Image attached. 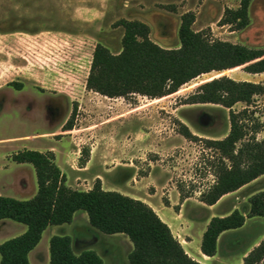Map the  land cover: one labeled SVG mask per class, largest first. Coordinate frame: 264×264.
I'll list each match as a JSON object with an SVG mask.
<instances>
[{
	"label": "rangeland",
	"instance_id": "1",
	"mask_svg": "<svg viewBox=\"0 0 264 264\" xmlns=\"http://www.w3.org/2000/svg\"><path fill=\"white\" fill-rule=\"evenodd\" d=\"M240 4L241 0H0V193L18 199L33 197L38 189L35 168L30 163L20 165L13 155L26 148L53 147L59 163L74 169L93 153L102 158L103 167L116 166L103 174L108 186L116 185L142 197L155 193L154 185H160L153 197L157 206L174 194V201L179 202L176 191L192 195L184 210L193 219L190 232L194 248L202 224L212 212L226 216L235 205L247 214L248 196L264 185V179L226 197L214 210L200 202V193L216 180L218 163L217 151L208 148L205 139L228 134L230 109L215 103H188V98L200 84L219 76L264 83V73H248L244 66L213 71L163 98L142 94L110 98L86 86L97 43L113 53L122 49V19L147 23L154 42L175 48L181 44L182 15L191 11L196 16V31H206L214 39L264 48V0L251 1L247 27L222 23L225 10ZM246 107L238 102L233 110ZM249 108L252 112L246 122L254 118L264 121V94L257 95ZM69 120L73 127L66 129ZM181 122L199 139L185 138L180 133ZM257 137L264 138V132ZM94 169L95 173L78 179L75 187L91 189L97 179L92 184L90 180L103 168L97 165ZM145 175L149 176L146 181L132 180L133 176L139 180ZM167 214L176 219L174 212ZM174 226L180 233L181 229ZM26 229L23 223L0 219V244ZM52 231L71 236L76 253L94 249L105 264H130V247L124 237L100 233L83 210L76 212L71 223L44 231L39 250L48 248ZM263 233L264 216L249 217L242 227L228 231L219 251L221 263L217 264L240 260ZM40 262L47 264L43 258Z\"/></svg>",
	"mask_w": 264,
	"mask_h": 264
},
{
	"label": "trees",
	"instance_id": "2",
	"mask_svg": "<svg viewBox=\"0 0 264 264\" xmlns=\"http://www.w3.org/2000/svg\"><path fill=\"white\" fill-rule=\"evenodd\" d=\"M251 1L241 0L238 8H227L222 23L247 27ZM195 18L191 11L182 15L181 44L175 48L154 42L147 23L120 20L119 24L124 27L122 49L113 53L104 44L97 43L87 88L110 98H127L133 94L163 98L178 93L186 83L213 71L244 66L248 73H264V48L214 39L208 32L193 28ZM263 94L264 83L223 75L200 84L188 98V103H215L230 109L228 134L220 139H205L207 147L218 154L216 180L208 190L200 193L199 200L205 204L217 203L225 194L264 174V138L257 137L264 132V121L254 118L253 122H246L255 97ZM238 102H244L247 107L233 110ZM72 127L73 122L69 120L66 129ZM180 133L189 140L199 139L183 122ZM13 160L34 166L38 190L30 199L0 193V219H12L27 226L24 233L0 244L1 264H32L29 253L41 241L47 227L71 223L80 210L88 214L90 224L97 230L128 235L133 243L128 256L130 264H206L186 252L170 226L147 202L120 191L104 189L100 178L89 190L67 185V177L56 163L53 150L42 152L26 148L15 153ZM81 163H85L84 160ZM191 196L180 190L181 201ZM249 203L247 214L234 209L226 216L210 219L201 243L204 254L217 253L218 238L224 231L242 227L249 217L264 216V190L253 194ZM263 261L264 238L243 258L244 264ZM48 264H104V260L94 249L76 253L71 236L54 235L50 239Z\"/></svg>",
	"mask_w": 264,
	"mask_h": 264
},
{
	"label": "crops",
	"instance_id": "3",
	"mask_svg": "<svg viewBox=\"0 0 264 264\" xmlns=\"http://www.w3.org/2000/svg\"><path fill=\"white\" fill-rule=\"evenodd\" d=\"M68 40V39H66ZM63 45V44H61ZM92 62V61H90ZM53 147H50V148H46V149H43L41 147H36V150H39V151H44V150H52ZM55 153V152H54ZM56 163L58 164V166L60 167L61 171L63 174L66 175L67 177V180H66V184L71 186L72 188L74 189H79V190H85V189H80V188H76L75 187V183L77 184V180L78 179H84V177L87 175V174H93L95 173L97 170H95L94 168L97 167V165H99V168L102 167V173L101 174H97L95 177L97 178H93L90 180V183L92 184V181L94 179H98L100 178L101 181H103V188L106 189V190H116V191H122L124 192V194H127V195H130L131 197H134V198H138V199H141L145 202H147L149 205H151L154 210L159 214V216L170 226L172 232L174 233V235L179 239V241L182 243L184 249L186 250V252L194 259L198 260V261H201V262H204L206 264H217V263H221L219 260H221V255L219 254V251H220V247H221V244L222 242L224 241V238L225 236L228 234V231L230 230H226L224 231L223 233L220 234L219 238H218V246H217V253L213 256H209V255H206L204 254L202 251H201V243H202V238H203V234H204V231L206 230L207 226H208V223L210 221V219L213 217V216H217L214 212H212L206 219H205V222L202 224V227H201V231H200V239L198 241V244L196 245V247L194 248L193 247V244H194V238L190 232L192 226H193V219H190L186 216L185 214V210H184V203L186 202V200L188 199H185L183 201H181L180 199V193L178 191L177 192V197H179V202L177 201H174V196L175 194L171 197V198H168V203L164 205L162 204L161 206H157L154 202H153V197L155 195L158 194L159 192V186H156L154 185L155 187V193H149V195H145V196H137L133 193H130L128 191H125V190H121L120 187H114L116 185H113V186H108L106 184V181L104 180V177H103V174H108L112 171V169H114L116 166L112 167V168H107V167H103V161H102V158L100 156H96L94 153L91 155V158H89L85 163H81L79 165H77V168L74 169V168H71L67 163H63V164H60L59 163V156H57L56 158ZM96 163V164H95ZM20 165H25V164H29V163H19ZM96 165V166H95ZM130 165V164H128ZM126 167V166H124ZM129 167L128 169H131V166H127ZM91 170V172H90ZM134 179V181L136 180V182H142V181H146L149 179V176H142L140 177V179H136V176H133L132 177V180ZM262 179H264V174H262L261 176H259L258 178L254 179L253 181L247 183L246 185L242 186L241 188L233 191V192H230L228 194H225L223 197H221L219 199V201L213 205H208L210 208V210H214L226 197L230 196V195H233V194H237V193H240L242 192L244 189L256 184V183H259ZM264 185H261L260 187H256L255 188V191H253L248 197L250 198L253 194L257 193V192H260V191H263L264 190ZM161 187V186H160ZM91 188V187H89ZM133 189V188H131ZM38 189L35 188V194L37 192ZM87 190V189H86ZM2 194V193H1ZM34 194V195H35ZM33 195V196H34ZM190 198V197H189ZM201 203H204L202 201H200ZM205 204V203H204ZM207 205V204H206ZM234 209H238L235 205L232 207L231 209V212L234 210ZM174 212L175 215H176V219H171V216H169L167 213H172ZM76 214V213H75ZM248 219V218H247ZM246 219V221H247ZM246 223V222H245ZM175 225V226H174ZM51 226H60V225H50L48 228H50ZM176 227V228H180L181 231L180 233L177 234L176 230L173 228ZM46 229V230H47ZM45 230V231H46ZM102 233V232H100ZM51 236H50V239L52 238V236L54 235H58L57 234V231H52L51 233ZM104 235H107V236H110V237H124L123 239L125 241H127L129 247H130V252L132 251L133 249V243L132 241L129 239L128 235L124 234V233H116V234H104ZM264 238V233L263 235H261L240 257V260L236 261L238 263H241V264H244L243 263V258L248 254L249 251H251L256 245H258L260 243V241ZM50 239H49V245H48V248L46 247L43 251L39 250V247L41 245V242L43 240V236L41 238V241L38 243V245L29 253V259L31 261L32 264H41L40 260L43 258L45 260V262H47V264L49 263V260H50ZM227 249L230 247H226ZM225 249L224 247V250H227ZM225 253V252H224ZM223 253V254H224ZM236 262L232 261V262H227L225 261L224 263L222 264H236ZM105 264V262H104Z\"/></svg>",
	"mask_w": 264,
	"mask_h": 264
}]
</instances>
